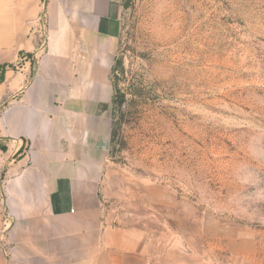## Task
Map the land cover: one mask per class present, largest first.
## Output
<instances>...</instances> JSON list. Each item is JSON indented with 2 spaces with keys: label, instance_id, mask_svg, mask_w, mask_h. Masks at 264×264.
Wrapping results in <instances>:
<instances>
[{
  "label": "rangeland",
  "instance_id": "obj_1",
  "mask_svg": "<svg viewBox=\"0 0 264 264\" xmlns=\"http://www.w3.org/2000/svg\"><path fill=\"white\" fill-rule=\"evenodd\" d=\"M104 199L156 264H264V0H116Z\"/></svg>",
  "mask_w": 264,
  "mask_h": 264
},
{
  "label": "crops",
  "instance_id": "obj_2",
  "mask_svg": "<svg viewBox=\"0 0 264 264\" xmlns=\"http://www.w3.org/2000/svg\"><path fill=\"white\" fill-rule=\"evenodd\" d=\"M121 13L0 0V264H156L104 199Z\"/></svg>",
  "mask_w": 264,
  "mask_h": 264
},
{
  "label": "trees",
  "instance_id": "obj_3",
  "mask_svg": "<svg viewBox=\"0 0 264 264\" xmlns=\"http://www.w3.org/2000/svg\"><path fill=\"white\" fill-rule=\"evenodd\" d=\"M23 57L25 58L26 56H23ZM30 57H31V56H30ZM2 71H4V68H2ZM1 79H2V77H1ZM1 79H0V80H1Z\"/></svg>",
  "mask_w": 264,
  "mask_h": 264
}]
</instances>
